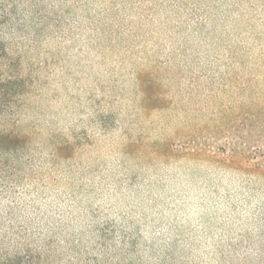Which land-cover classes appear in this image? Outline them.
Listing matches in <instances>:
<instances>
[{"label":"rangeland","instance_id":"374dc122","mask_svg":"<svg viewBox=\"0 0 264 264\" xmlns=\"http://www.w3.org/2000/svg\"><path fill=\"white\" fill-rule=\"evenodd\" d=\"M105 2L91 54L113 69L121 58L138 68L132 119L141 124L125 129L121 151L167 162L158 211L169 223L160 243L144 247L137 259L264 264V0ZM6 22V16L0 19ZM3 49L0 44V58L10 63L0 80V151H8L38 135L34 122L20 125L10 118L36 108L25 97L47 80L31 75L38 65L21 77L20 58L11 60ZM99 119L105 132L117 127L111 112ZM81 135L84 144L92 143ZM76 146H82L79 140ZM58 150L67 157L74 149L65 143ZM127 175L125 199L139 206L140 177ZM37 204L36 215L46 220L47 202ZM33 211L25 208L29 216ZM143 235L150 238L148 230ZM4 243L0 232V264H46L28 246L9 249ZM135 243L130 251H137Z\"/></svg>","mask_w":264,"mask_h":264},{"label":"clouds","instance_id":"9594fccd","mask_svg":"<svg viewBox=\"0 0 264 264\" xmlns=\"http://www.w3.org/2000/svg\"><path fill=\"white\" fill-rule=\"evenodd\" d=\"M107 9L105 0H0V19L7 17L0 24L4 52L20 58L21 77L29 75V65H38L31 75L47 80L34 85L36 95L25 97L36 108L10 118L20 125L34 122L38 135L0 151V232L5 247L28 246L46 264H146L137 259L140 251L160 243L157 237L169 223L158 211L167 162L121 151L125 129L141 124L132 119L138 68L121 58L113 69L91 54ZM9 63L0 58V80ZM109 112L117 127L105 132L99 118ZM65 143L73 146L71 156L58 150ZM132 171L140 177L139 206L125 199ZM37 201L47 202L46 220L36 215ZM27 207L34 209L31 216ZM132 241L137 251H130Z\"/></svg>","mask_w":264,"mask_h":264}]
</instances>
